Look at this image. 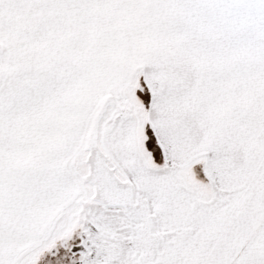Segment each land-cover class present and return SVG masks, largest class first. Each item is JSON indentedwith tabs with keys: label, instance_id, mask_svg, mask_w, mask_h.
Returning a JSON list of instances; mask_svg holds the SVG:
<instances>
[{
	"label": "snow or ice",
	"instance_id": "1",
	"mask_svg": "<svg viewBox=\"0 0 264 264\" xmlns=\"http://www.w3.org/2000/svg\"><path fill=\"white\" fill-rule=\"evenodd\" d=\"M0 264H264V0H0Z\"/></svg>",
	"mask_w": 264,
	"mask_h": 264
}]
</instances>
